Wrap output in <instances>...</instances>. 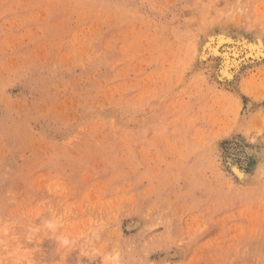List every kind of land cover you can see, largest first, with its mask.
I'll return each instance as SVG.
<instances>
[{"label":"rangeland","instance_id":"374dc122","mask_svg":"<svg viewBox=\"0 0 264 264\" xmlns=\"http://www.w3.org/2000/svg\"><path fill=\"white\" fill-rule=\"evenodd\" d=\"M0 264H264V0H0Z\"/></svg>","mask_w":264,"mask_h":264},{"label":"bare ground","instance_id":"6f19581e","mask_svg":"<svg viewBox=\"0 0 264 264\" xmlns=\"http://www.w3.org/2000/svg\"><path fill=\"white\" fill-rule=\"evenodd\" d=\"M221 39V38H220ZM218 41V40H217ZM219 44L217 43V46H215V44L212 46V48L210 49L213 53L212 54H218V51H219V46L220 44H222V42H224V39L223 40H219ZM229 42V41H228ZM228 44V43H227ZM233 44V43H232ZM232 44H229L228 47L225 49V54L223 56V69L224 71H227V70H230L231 68H235L239 65L240 61L244 58V57H248L250 56V52L247 53L246 51H244L243 49L239 48L238 46L235 45H232ZM239 44V43H237ZM223 45V44H222ZM245 46V45H244ZM222 47V46H221ZM246 47V46H245ZM223 48V47H222ZM251 48V47H249ZM252 50V49H251ZM257 50V49H256ZM221 51V50H220ZM222 52V51H221ZM224 52V50H223ZM221 54V53H220ZM245 54V55H244ZM218 56V55H217ZM241 64V63H240ZM230 73V71H229ZM226 76V75H225ZM263 97V96H262ZM238 170V169H237ZM235 171V173H239L241 174L242 171ZM237 174V175H239ZM243 174V173H242ZM244 177V176H243Z\"/></svg>","mask_w":264,"mask_h":264}]
</instances>
